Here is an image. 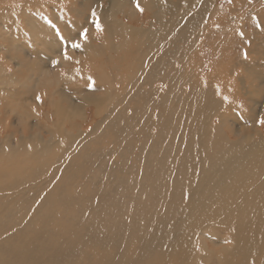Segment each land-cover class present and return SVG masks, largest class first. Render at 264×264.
I'll use <instances>...</instances> for the list:
<instances>
[{
	"label": "bare ground",
	"instance_id": "bare-ground-1",
	"mask_svg": "<svg viewBox=\"0 0 264 264\" xmlns=\"http://www.w3.org/2000/svg\"><path fill=\"white\" fill-rule=\"evenodd\" d=\"M202 1L205 2V0ZM157 2L158 0L140 1L142 7L150 11L158 10L156 12L160 16L156 32L158 29L161 31L158 35L156 34L159 38L154 40L152 49L165 41L170 34L178 37L177 43L180 39L184 40L186 28L192 24L191 21L185 19L184 11L180 10L188 9L186 3L184 6H179L176 2L163 0L162 5L159 6ZM117 3L113 5V8L121 5L120 2ZM103 14L105 15V12H102ZM103 18L101 22L105 23ZM111 23H113L110 25L114 27L115 32L119 33L124 41L134 38L136 42L150 44L149 39L152 41L154 38L151 36L155 34V30L151 28L148 31L150 34L143 29H140L138 33H131L129 26L124 27L116 21H111ZM217 31L220 33L224 29L219 27ZM261 34L264 33L261 32ZM144 36L148 40L143 41L141 38ZM174 41L169 40L167 44L175 46ZM251 44L252 47H257L254 42ZM118 46L120 47V44ZM177 47L175 46L174 50ZM202 47L204 45H201L199 49ZM227 47L228 53H223L224 58L220 59L221 63L225 62L224 65L227 67L226 84H233L234 89L237 83L236 78H238L243 86L242 89L246 87L247 82H250L254 89L257 86L254 72L262 70L261 76L264 73V64H257L254 70L250 71L249 58L245 56L239 59L240 56L232 52L234 51L232 46ZM258 47L259 51H264L263 46ZM141 48L134 50L135 53H143ZM147 49L150 51L149 47ZM174 50L171 56L175 55ZM165 54L167 55L166 52ZM166 58L158 72L167 75V80L170 81L174 78L171 74L174 68L166 61ZM213 68L217 69L215 65H211L209 71ZM262 77L264 78V75ZM214 82L215 98L210 94V89L213 88V83H211V88L207 89L210 90L209 92L193 86L192 90L185 94L172 95V100L168 102L177 106L179 111L176 113H171L165 108L164 103L162 104V110L158 111L163 116L161 126L163 134L159 135L160 130H158L157 142L156 140L150 142L151 138L145 130L139 137L141 140L145 137L144 144L151 145L147 147V151L134 155L132 158L131 156L126 159L121 158L113 165L114 167L111 166L113 179L109 185L110 190L112 189L111 194L108 192L110 204L106 198L105 200L100 199L98 218L94 214L91 216L86 214L89 204L88 197L94 195L90 192V187L80 182L83 170H85V165L82 163L84 160L80 161L76 157L71 160L66 159L67 165L73 166L72 169L69 168L70 171L56 168L51 163V159L47 158L51 155L49 144L42 145L43 139L41 140V137L34 133L30 137L23 136L18 140L16 138L14 146L8 141H1L0 264H215V261L216 264H256L257 257L261 256L264 259L263 124H258L259 128L252 131L251 136L237 132L241 134L237 137L236 132L235 134L233 132L238 126L234 124L236 127L233 130H221L225 125L223 120L228 114H222L220 105L226 110H230L232 106H235L233 108L239 106L249 111L247 106L249 107L248 104L253 101L248 102V94L246 97L248 103L241 106L239 103L245 97L241 98L239 90H231L232 87L224 86L223 82L222 84L219 81ZM253 91H249L247 87L248 93ZM257 92L260 90L257 89ZM117 95L119 96V93ZM159 100L162 101V99ZM105 101H107L105 94L104 96L86 97V103L96 105V112L98 108H104L103 102ZM152 103L153 100L150 99L149 109H152V106L160 107L159 103L154 105ZM181 104L189 105L192 111H187V108L184 109ZM250 106V112L251 110L252 113L257 112L253 104ZM138 110L139 108L132 109V112L130 110L131 116L129 115L128 121L134 122ZM69 114L74 117L83 118L85 116L82 110L67 111L65 117L70 116ZM249 117L254 120V115ZM249 117L246 119L248 120ZM113 120L111 122L115 127L117 126L113 135L124 136L126 132L122 127L123 117L119 116L116 122ZM244 121L240 123V126L244 124ZM148 124L147 122V126ZM113 135L110 137H114ZM73 136L70 134V138H77ZM136 138L132 132L128 142L130 144L127 147L139 144ZM241 143L246 146H241ZM53 144H56V141ZM74 147L73 145L72 149ZM80 147L82 148L81 145ZM100 147L98 146L99 150ZM51 156L54 158L53 155ZM42 160L44 165L41 166L38 161ZM127 167L132 168L134 173L128 176L124 174L123 170ZM55 171L63 172V174L56 175ZM144 180L148 181V185L140 186L138 182ZM129 183L132 185L129 186ZM75 185L77 186L74 188ZM48 186L49 190L46 189ZM42 193L45 195L40 199ZM105 205L109 206L108 213L105 211L107 214L103 213ZM128 205L129 208H127ZM77 206L80 212L75 210ZM124 209L128 211H122ZM209 227L213 230L223 227L228 232L225 239L231 244L223 247L225 250L217 256L218 258L214 255L216 260L211 258L212 262L210 258H204L208 257L206 254L212 256L214 250L212 251L211 247L220 245L221 242L212 230H208ZM91 233L92 246H84L87 241L86 236ZM206 239L212 246H208ZM200 257L207 263L198 261Z\"/></svg>",
	"mask_w": 264,
	"mask_h": 264
},
{
	"label": "rangeland",
	"instance_id": "rangeland-1",
	"mask_svg": "<svg viewBox=\"0 0 264 264\" xmlns=\"http://www.w3.org/2000/svg\"><path fill=\"white\" fill-rule=\"evenodd\" d=\"M140 1L137 0L140 8L143 9L142 12L136 7L134 0H0V142L8 141L13 145L14 141L16 142L21 137H30L34 133V135L41 137V140L43 139L41 141L42 145L49 144L51 155L54 158L51 155L47 158L51 159V163L56 168L72 169L73 166L67 165L66 159L71 160L76 157L80 161L84 160L82 163L85 165V170H83L80 182L90 187V192L94 195L88 197L89 204L86 214L90 216L94 214L97 218L98 214L100 215V210L98 211L100 199L105 200L106 198L110 204L109 193L111 194L112 189L110 190L109 185H111L113 179L110 171L111 166L115 165L121 158L126 159L130 156L132 158L134 155H140L143 151H147V147L151 145L144 144L145 137H142V140L139 137L145 130L151 138L150 142L153 140L157 142L158 130H160L159 135L163 134L161 129L163 116L158 111L162 110V104L164 103L165 108L171 113L179 111L174 103L168 102V100H172V95L176 93L185 94L187 91L192 90L193 86L206 91L211 88V83H213L212 87L214 89L211 88V91H209L215 98V94H213L215 93L214 81H219L221 84L223 82L224 86L230 85L231 90H239L241 98H243L242 96L245 97V99H241L239 105H246L250 100L255 103V105L253 102L248 104L247 109L249 111L239 106L236 108L232 106L230 110H226L221 108L220 105L222 114H228L227 118L223 120L225 130L223 126L221 130H233L234 127L238 126L236 127L238 130L235 129L233 132L234 134L236 132L237 137L241 135L237 132L245 136H251L252 131L259 128L257 127L258 123H256L258 119L264 117V78L262 77L264 73L260 76L262 70L254 72L257 85L254 87L255 90L250 82H247L246 87L242 89L243 86L239 83L238 78H236L237 83L235 81L236 84L233 89V84H226L225 82L227 80V67L224 65L225 62L221 63L220 61L221 58H224V54L228 53L226 51L227 46L231 45L234 50L231 51L240 56L239 59L245 56L249 58L250 71H253L257 64H264V51H259L258 47L260 45L264 47V34H261V32L264 33V0H205V2L202 0H168L178 3L179 6H184L186 3L188 9L184 10L185 8H183L180 10L184 11L185 19L191 21L192 24L186 28L184 40L180 39V42L177 43L176 39L178 37L176 38L175 34H170L158 46L155 44L157 47L153 49L154 40L159 38L157 35L161 31V29H158L156 32L160 16L157 15L156 11L158 10H147V8L140 5ZM162 1L158 0L157 4L161 6ZM117 2H120L121 5L113 8V5L118 4ZM93 10L98 18L100 16L101 18L105 17L103 18L105 23H102V19L99 18L102 26L100 32H97L95 25L92 23ZM102 12H105V15H102ZM111 21H116L124 27L129 26L131 33H138L140 29H143L150 34L148 31L155 30V34L151 36L154 38L152 41L149 39L150 44L136 42L134 38L130 41H124L122 36L115 32L114 27L110 25L113 24ZM257 24H259V27ZM217 26L224 29V31L218 33ZM85 28L88 29L87 39L80 40L79 32ZM58 31L59 35L57 34ZM61 37L67 43L62 41ZM259 37L262 40L261 42L258 40ZM141 39L143 41L148 40L146 36ZM172 39L176 43L175 46H178L176 50H174L175 46L167 44ZM255 40L258 41L255 42ZM250 41L251 43L254 42L257 47L253 46V48ZM72 42L80 43L81 48L73 49L71 47ZM122 42L123 44H121ZM124 42L126 43L124 44ZM118 44H120V47ZM201 45H204V47L199 49ZM140 47H142L143 53L136 54L135 51L139 50ZM146 47H149L150 51ZM65 50H67L71 59H64L63 53ZM172 50L175 52L173 56H171ZM159 56L160 58L162 56L167 57L166 61L174 68V72L171 73L174 78L170 81L167 80V75L158 72L165 61L164 57L160 59ZM234 58L233 60H235ZM54 60L58 61L59 64L53 66L52 61ZM211 65H215L217 69L213 68L209 71ZM194 67L198 69L195 70ZM219 73L220 75H218ZM89 83H92L93 87L89 88ZM237 85L240 87H236ZM247 87L249 91H254L248 93ZM257 89L260 92H257ZM104 94L107 101L103 102L104 108H98V112H96V105L90 102L86 103V97L104 96ZM109 94H111V97ZM37 96L40 97V101H37ZM150 99L153 100V105L159 103L160 107L152 106V109H149ZM159 99H162V101ZM257 101L258 105H256ZM250 104H253L257 109V112H253L254 114L252 110L250 112ZM181 105L184 109L187 108V111H192L189 105ZM137 108L139 110L135 117L133 116L134 122L128 121L131 114L130 110L132 112V109L136 110ZM76 110H82L83 114L86 112L85 116L82 118L69 114V118L65 117L67 111L76 112ZM147 112L149 113L147 114ZM61 114H64V116ZM251 115H254L255 121L251 120L249 117ZM119 116L123 117L122 127L125 128L126 132L124 136L113 135L117 126L115 127L111 120L114 119L113 121L116 122ZM145 120L149 123L148 126ZM243 121L242 127L240 123ZM246 121L247 124L245 125ZM253 124L254 126H252ZM132 132L137 137L139 144L127 147L130 144L128 142ZM70 134L74 135L73 137L77 136V138H70ZM112 135L114 137L111 138ZM55 141L56 144H53ZM72 143L75 146L74 149H72ZM244 145V143H241V146ZM153 150L155 151L154 148ZM262 155H264V150ZM38 162L41 166L44 165L43 160ZM55 172L56 175L63 174V172ZM123 173L128 176V174H133L134 171L132 168L127 167L123 170ZM138 184L140 186L148 185V181H140ZM128 185L131 186L132 184L129 183ZM46 189L49 190V186ZM44 195L45 193H42L40 199ZM108 208L109 206L105 205L103 213L105 211L108 213ZM127 208H129V205ZM75 210L77 212L81 211L78 206ZM122 211L128 210L124 209ZM208 230H212L222 244L215 245L214 248L210 241L206 239L208 246L211 245V249L214 251L212 256L206 254L208 257L204 259L210 258L212 262V259L216 260L217 256L225 250L223 247L229 244L225 239L228 232L223 227L214 230L209 227ZM216 231L218 232L215 233ZM86 238L87 241L84 246H92V233ZM257 258L258 262L256 264H264V259L261 256ZM202 259L200 257L198 261L206 262Z\"/></svg>",
	"mask_w": 264,
	"mask_h": 264
},
{
	"label": "snow or ice",
	"instance_id": "snow-or-ice-1",
	"mask_svg": "<svg viewBox=\"0 0 264 264\" xmlns=\"http://www.w3.org/2000/svg\"><path fill=\"white\" fill-rule=\"evenodd\" d=\"M134 3L136 4V7L138 8V10H140L142 12L143 9L140 8L139 3L137 2V0H134ZM92 17H93L92 23L95 25V28H96L97 32L102 31V26H101V24L99 22V18L97 17L96 12L94 10L92 12ZM257 26L259 27V24H257ZM57 34L59 35V31L57 32ZM87 35H88V29L85 28L81 32H79V39L80 40H86L87 39ZM241 35H243V34L241 33ZM61 40L64 41V38L61 37ZM64 42L67 43V41H64ZM71 47L73 49H79V48H81V44L78 43V42H72L71 43ZM63 55H64V59L65 60L71 59V57L68 55L67 50L64 51ZM52 63H53V66H55L58 63V61L54 60V61H52ZM77 63H79V62L77 61ZM89 80H91V78H89ZM88 86H89V88H91V87H93V84L89 83ZM36 99H37V101H40V97L39 96H37ZM257 123L258 124H264V117H262L260 120H258Z\"/></svg>",
	"mask_w": 264,
	"mask_h": 264
}]
</instances>
